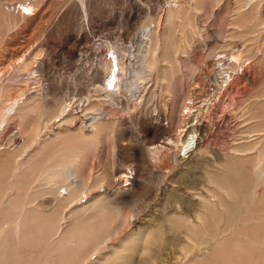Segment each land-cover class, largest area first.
I'll return each mask as SVG.
<instances>
[{
  "label": "rangeland",
  "instance_id": "rangeland-1",
  "mask_svg": "<svg viewBox=\"0 0 264 264\" xmlns=\"http://www.w3.org/2000/svg\"><path fill=\"white\" fill-rule=\"evenodd\" d=\"M48 11L50 18L46 16L28 28L21 23V26L8 29L2 21L4 18L0 20V32L8 31L10 38L19 37L32 63H44L40 77L34 71L25 74L13 71L0 79V96L5 101L0 105V144H3L2 148L4 146L0 151V191L3 189L0 197L6 191L3 194L5 198H0L1 201L5 200L4 205H0V264H140L139 261L151 258L154 264H189L192 259L185 262L183 258L187 253L195 254L191 255L194 257L196 254L212 255L218 251L228 253L224 258H218L221 264L224 259L231 260V264H263L264 248L257 247L251 240L252 234L249 233L248 237L247 231L211 237L208 236L210 225L194 221L199 225L201 237L208 239V245L194 248L192 239L196 238L193 236L189 239L187 234L185 237L184 230L177 232L185 227L177 228L168 221L179 215L174 216L172 210L166 214L161 212L162 215L159 212L151 213L154 226L133 223L139 226L136 232L126 213L117 219L108 211L102 220H99L101 217L94 220L88 218L89 211L84 213L86 216L81 214L80 218L66 215L67 202L57 205L53 200L56 193L47 195L52 184L49 179H44L42 173L57 165H72L77 179L81 184H86V192L82 195H95L94 191L101 185L107 186L109 171L113 179L120 176V169L126 173L136 171L138 175L144 174L149 178L157 177L154 167L142 168L138 165L144 146L150 148L158 145L164 150L159 155V165L163 171L167 169L165 173L171 172L167 177L181 181L184 187H194L195 193L212 190L213 194L210 195H218L221 202L215 208L216 217L222 219L218 227L232 225L228 219L239 199L232 192L217 190L216 184H211L209 179L211 175L225 178L228 171L246 179L254 170L264 172V0H51ZM25 12L28 15L32 13ZM170 13L171 19L168 18ZM148 28L151 31L148 30V35H145ZM76 44L83 53L86 52L82 62L69 58L68 49ZM114 51L125 54L124 72L128 76L126 87L121 89V94L118 93V104L112 97L106 96L105 90L102 93L94 92L98 84H93L97 79L96 72L100 70L101 83L110 90L118 89H115L116 82L109 73L110 68L104 64L112 57L116 65ZM0 55V59H3V55ZM233 55H238L239 60L231 61ZM152 58L155 64L148 67ZM220 62L225 63L222 65L224 71L239 70V75L226 90L220 87L221 75L216 69ZM49 69L53 73L44 75ZM141 69L146 71L144 77L139 76ZM136 86H144V90L138 92ZM21 88L27 93L39 94L38 99L32 102L31 107L8 115L4 104L17 99H22L21 104H26L25 97L19 96ZM69 98L75 101V105L85 101L82 112L85 119L95 116L94 113L99 112L97 109L103 108L102 111L108 114L106 118L116 120L102 125L94 135L91 131L95 129L94 126L81 127L80 122L69 132L62 131L58 135L48 131L45 133L42 120L54 115V107L60 101L65 99L69 103ZM188 104L194 107L191 111L204 107L201 108L203 114L199 122L194 117L189 120L190 124L197 125L204 123L203 119L210 122L206 129L212 135L210 143L201 152L186 158L189 164L185 167L176 168L166 162L164 165V159H170L185 140H179V137L188 117L185 114ZM193 113L197 115L198 112L195 110ZM180 114H185L182 119ZM160 127H166L168 133L162 134ZM17 129L22 130L25 142H13ZM166 139L171 143L166 144ZM206 147L208 150L205 151ZM26 150L29 152L25 154ZM28 153L32 154L31 158L27 156ZM21 155L27 163L19 168L18 163L23 159ZM166 165L170 168L164 169ZM15 167H18L16 171ZM2 170L7 173H1ZM149 178L140 188L141 199H148V202L155 185L149 186ZM248 186L255 188L257 205L264 195V182L255 185L253 181L244 183L243 180V190ZM36 189L40 190L32 198L31 192ZM169 193L172 203H184L185 213L179 217L193 221L197 213L203 212L202 207L196 208L193 202L190 203V196L184 194L182 200L178 193ZM20 201L22 205L18 204ZM211 203H215L214 198H211ZM157 208L162 209L161 206ZM252 215L245 226L253 227L251 231L256 233L258 220L254 218V213ZM72 219L82 224L83 232L86 229L98 230H91L92 235L84 232L88 236L81 233L65 242L59 237L52 240L55 225H71ZM157 226L161 228L160 236L154 232ZM258 233H263V229L257 232L260 235ZM225 238L229 239L221 248L215 251L211 249V242L217 243ZM86 258L88 260L85 261Z\"/></svg>",
  "mask_w": 264,
  "mask_h": 264
},
{
  "label": "bare ground",
  "instance_id": "bare-ground-1",
  "mask_svg": "<svg viewBox=\"0 0 264 264\" xmlns=\"http://www.w3.org/2000/svg\"><path fill=\"white\" fill-rule=\"evenodd\" d=\"M14 1H16V0H0V20L4 18L2 21L4 22L6 27L8 26V29H10L12 27L15 28V27L19 26L21 23H24L26 25V27L28 28L29 26H33L34 24L40 22L44 17L49 16L48 12H50V11H48V6H49V3L51 2V0H17V2H14ZM18 4L20 5V7H17ZM11 7H13V9ZM25 11H32V13L30 15H28ZM53 13H55V12H53ZM49 18H50V16H49ZM168 18L169 19L172 18V14L171 13L168 15ZM69 23H70V21H69ZM149 29L150 28H148L144 32L145 35H148L147 31ZM150 31L151 30H149V32ZM18 38L17 37H15V38L8 37V31L0 32V54L3 55L2 56L3 59H0V79L2 77L4 78L7 74H8L7 76H9V74L11 72H13V71H16L17 73L24 72V74L26 72L29 73V72H33L34 71V73H38L37 74L38 77H40V72L43 73V71H44L43 70L44 69V63H42L40 61H37V62L34 61L35 63H32L31 62L32 58L30 57V55L28 56L26 54V52L28 50L26 49V47H24L22 45V43L19 41ZM33 38H34V36H33ZM27 43H29V42H27ZM29 45H30V43H29ZM78 47H79V45L76 44L75 47H72V48L68 49L69 50V52H68L69 58H77L78 59L77 61L82 62L83 58L85 57V53L86 52L83 53L82 52L83 51L82 48H78ZM30 48H32V47H30ZM31 52H28V53L31 54ZM130 54L132 55L131 52H130ZM114 55L116 57V65H114V61L112 60V57H110L107 60H105L104 64H105V66H108L110 68L109 73L114 78V81L116 82L115 83V89L116 88H118V89L116 91L110 90L108 87H106V85L101 83L102 82L101 81V75L102 74H101L100 70H98L96 72L97 76L95 75V77H97V79L96 80L94 79L95 81H94L93 84L94 85L98 84L96 86V89H95L94 92L102 93L103 90H105L106 96L112 97L116 101V104H118V103H120V100L118 99L119 95L123 92V91H121V89L123 87H126V82H127L128 76H126V73L124 72V60H126L125 54L124 53H120L118 51L117 52L114 51ZM87 56H88V54H87ZM154 56H152V57L154 58ZM237 56L233 55L231 57V61L232 60L233 61L234 60L238 61L239 59H238ZM225 57H226V55H225ZM225 57H222V59L225 58ZM29 58H31V60H29ZM37 60H38V58H37ZM154 64H155V62H154V59H153L149 63L148 67H150V65L153 66ZM223 64H225V63H222V64H221V62L218 63V67L216 69L218 70V72H220V75H221V78H220L221 79V81H220L221 82V86L220 87L221 88H225V90H226L229 87L230 82L233 81L235 79V77L239 75V70L238 71L237 70H233V71H230V72L224 71V70H222L223 69L222 68ZM215 65H216V63H215ZM221 70L223 72H221ZM145 72L146 71L144 69H141L138 72L140 75L139 74L138 75L140 77H144ZM52 73H53L52 70L49 69V70H47V73L44 74V75H51ZM31 74L32 73H30V75ZM143 87L144 86H136V89L138 90V92H141V89L144 90ZM75 91H76V89H75ZM19 93H20L19 96L21 95V96L26 98V99L23 98L24 100H27L26 104H24V105L21 104L20 100H22V99H20V100L17 99L16 101H13L12 103L4 104V108H5V110L7 109L6 113L8 115H11L16 110L18 112V110L22 111V110H25L26 107H31L32 106L31 105L32 102H36L37 99H38V95H39V94L27 93V90H25L23 88H21L19 90ZM118 93H120V94L118 95ZM70 96H71V94H70ZM2 97L0 96V105L5 103V101L2 100ZM65 99L62 100V101L59 100L60 103L56 107H54V111H53L54 115H51V117L47 118V119L43 118L44 120L41 119L42 120L41 125L43 124L42 127L44 128V130H45L44 132L45 133L48 131L50 133H55L56 135H58L62 131L69 132V131L72 130V128H75L77 126V124L80 122L82 124L81 127L85 126L86 128H89V127L91 128L92 126H94L95 129L92 128V130H91L93 135H94L98 131H100V129L104 126V124H111V123H114L113 122L114 120H116V119H113V117L112 118L111 117H107L106 118V116H108V114H106L104 111H102L103 108L102 109L98 108L97 110H99V112L96 113V114L94 113L95 116L85 119L84 115L82 114L83 110H85V101H81L80 103H77V105H75V101L74 100H71L69 98L70 102L67 103V101ZM202 107H197V108L194 109V111H191V110H193L192 108H194V107L190 106L189 104L186 105L187 110L185 111V114L188 115V117L185 120L186 121L185 125L182 126V128H183V129H181V134L182 135L179 137V140H180V138L185 139V140L182 141V147L180 146V149H177V151H175L173 153V155H172V157L170 159H168V158H166V160L164 159V161H163L164 165L167 163V164L174 165L176 168H179L180 166H183V165L185 167V165L189 164L188 161L186 160V158L188 159L189 157H192L193 153L195 154V153H197L199 151L201 152V150H204L205 146H208L207 144L210 143L209 139L211 138L212 135L210 136V132H206V129H208V126H209L210 122L207 121V119L206 120L203 119L204 123H200V124L197 125V124H194V123L190 124L191 120H189V119L194 117V119H198V122H199L202 119V114H203L202 111H201ZM195 110L198 112L197 115L195 113H193V112H195ZM21 113H23V112H21ZM184 115L180 114V119H182L183 118L182 116H184ZM20 116L23 117L21 114H20ZM20 116H19V118H20ZM6 117H7V115H6ZM203 117H204V115H203ZM5 119H7V118H5ZM89 120L91 121L90 122L91 124L88 126V124H89L88 121ZM198 122H196V123H198ZM210 128H211V125H210ZM5 129H6V127H5ZM37 129L39 131V128H37ZM165 129H166V127L165 128L164 127H160L159 128V130L164 135L166 133H168L167 129L166 130ZM6 131H7V129H6ZM83 131H84V129H83ZM7 132H9V131H7ZM15 132H14L15 134H13V137H14L13 138V142L14 143H19L23 139H25V138H23L24 135L22 136V134H23V133H21L22 130L21 131L18 130V131H15ZM204 132H206L207 134H205ZM171 133H169L170 136H172ZM37 134H39V133H37ZM119 136L122 137V134H119ZM35 137L37 138L38 136H35ZM39 138H40V136H39ZM34 140L36 141V139H34ZM170 140H172V139H170ZM23 141L25 142V140H23ZM210 141H212V139ZM44 142H47V141H43L42 143H44ZM50 143H49V145H50ZM170 143L171 142H168V140H167L166 144H170ZM31 144H33V143H31ZM2 145L0 144V151H3L4 146L2 148L1 147ZM34 145H36V144H34ZM152 145H154V144H152ZM32 146L33 145H31L30 147L32 148ZM27 147H29V146H27ZM13 148H15V147H13ZM31 148H28V149H30V151H31ZM144 148H145V150H144ZM144 148L141 151V159L139 161L140 164L138 166L142 167V168L154 167V169H156V172H157L156 173L157 177L155 176V177L149 178L150 176H148V177L144 176L143 173H145V171L142 173L143 175H138L136 171H132L131 173L130 172L126 173V172H123L122 169H120L119 172H118V173H120V176L117 179H113L112 173L109 171L108 174H107L108 175V177H107V186L101 185L97 191H94L95 195H93V193H92L89 196H85L84 197L82 194H84L86 192V186H85L86 184H81V182L77 179V177L75 176V173L73 172L72 165H67V164L66 165H57L56 167H54L52 169H48V170L46 169L45 172L42 173L44 179H47V180L49 179L48 180L49 183L52 184V188H49L47 190L48 194L47 193L46 194L49 195V193L50 194L51 193L52 194L56 193V196L53 198V200L55 201V203L57 205L59 203L67 202L69 207L66 210V212H67L66 215H70L71 217L73 216L75 218L82 217L81 214L83 215L87 211L90 212L89 213V217L88 216L87 217L91 218L92 220H94V218H100V217L101 218L99 220H102V218H104L102 216H104V213L108 212V211L112 212L113 213L112 217L117 218V219H119L118 217H120L122 214L126 213V215H128L130 217V220H131L130 223L132 225V229L135 232L138 231V229H139L138 227L139 226H137V225H135L133 223L140 222L142 224L154 226L155 222L152 219L153 215L151 213H156L157 214L159 212V214H161V212L165 213V212H169V210H172L175 213V214H173L174 216H176V214H179V215H177V217H173V218L168 219V221L173 223V224H175L177 226V228L185 227V229H178V231H177V232H182V231H179V230H184L185 233H183V234H185V237H186V234H187L189 239H191V237H193V236L196 238V240L192 239L193 242H195L194 243V248H200L201 245H208V239H206L204 236L201 237V234L198 231L199 225L195 224L194 221H197L198 223L199 222L200 223L203 222L204 224L210 225V229H209L210 232H209L208 236L210 235L211 237L212 236L213 237L214 236H221L223 234H225L224 236H226V234L228 232L229 233L231 232V234L233 235V234H236L239 231H241V233H242V231H244V232L247 231L248 232V235H247L248 237L250 236V234H252L251 240H253L254 244L257 247L260 246V247L264 248V203H263L264 195H262L259 198V203L257 202V205H255V203H256L255 199L257 197V195L255 194V190H254L255 188L252 189V188H249V186H248V187H245L246 189L243 190V180H244V183L253 181V182H255V185L259 184V183L261 184L262 182H264V178H262L264 172L262 170H254L252 175H249L247 177L248 179L244 178L243 176L236 177L235 173L230 172V171H228L226 173L227 175L225 176V178L216 177L215 175H211L210 176V179H209L210 181L209 182L211 184L215 183L216 184L215 185L216 188H218L217 190H221V191H224V192H232V194L234 193L235 195H237V197L239 199V202L237 203V206L235 207L234 212L229 216V219H228L229 222H232L231 223L232 225H228L227 224L224 227H218V224L222 221L221 218L216 217V212H215L216 206L221 203L220 200H219V196L218 195H210V193L213 194L212 190H209L207 193L204 190H202V192L195 193L196 191H195L194 187H192V188L184 187V185H183V183L181 181H178V180L173 181L174 180L173 177H169L168 178L167 176H170L169 174L171 172L169 174L165 173V171L167 169L165 171H163L162 170L163 167L159 165V159H160L159 155L162 153V151H164V150H162L161 146H158V145L156 146L155 145V146H152L150 148H148L147 146L146 147L144 146ZM206 150H208V148L205 149V151ZM235 150H237V149H235ZM26 152H29V151L26 150L25 154H26ZM233 152H234V150H233ZM31 155H32L31 153H28L27 156H29L31 158L32 157ZM24 158L25 157H23V159ZM23 159H22L20 164L18 163V165H19L18 167L19 168H22V166L27 163V161H25V159L24 160ZM148 159H150V160H148ZM190 160H192V158ZM169 161H171V162H169ZM168 166L167 165H166V167L164 166V169L167 168ZM238 166H240V165H238ZM18 167L14 168L15 171H16V169ZM168 168H170V167H168ZM171 168H173V167L171 166ZM20 172L21 171H19V173ZM149 172L151 173V171H149ZM1 173L5 174V173H7V171L6 170H2ZM20 178H21V176H20ZM148 178L151 179L149 186L152 187L153 186L152 184H155L152 187L151 191H150L152 196H151L149 202H148V199H145V200L141 199V191H140L141 190L140 188H142L143 184H145L144 181H149ZM39 181H41V180H39ZM42 181H43V179H42ZM172 182L175 185H173ZM14 185H16V183H14ZM247 185H249V184H247ZM34 186H35V184H34ZM35 187H37V185ZM225 187L228 188V190H226ZM32 188H31V190H33ZM60 188L63 189L64 192H62V190ZM182 188L185 189V190H183L184 193L182 191ZM2 190L0 191V193H2ZM19 190H15V191L18 192ZM39 190L40 189H36L35 190L36 192L35 191L31 192L32 193L31 197L34 198V196L39 192ZM192 190H194V191H192ZM169 192L176 193V194L178 193L181 196L182 200H184V194H186L187 197L190 196V198L188 199L190 201V203L193 202V206H195L196 208L202 207L203 208V212H202V210H201V212L198 211L199 213H197L196 217L193 218V221H188V220H186L183 217H179L180 215L185 213V210H183L184 209V207H183L184 203L182 204V202H181L182 205H178V204L172 203L171 195H170ZM102 193H104V194H102ZM3 194L5 195L6 191ZM3 194L0 197L1 199L5 198V196ZM25 196H26L25 198H28L27 195H25ZM10 198H11V196H10ZM211 198H214L215 203H211ZM1 199H0V205H2L4 203V201H5V200L1 201ZM14 199H15V197H14ZM83 199H85V200H83ZM15 203L17 204V202H15ZM27 203H28V201H27ZM48 203H50V202H48ZM18 204L22 205V201H20ZM10 205H11V203H10ZM6 206H7V204H6ZM157 206H161L162 209L157 208ZM18 209H19V206H18ZM47 209H48V207H47ZM253 213L255 214L254 218H257V220H258V224H256L257 226L255 225V227H257L256 233H253L251 231V229L253 227L245 226L246 224H248V221L251 219V216H253L252 215ZM64 214H65V210H64ZM84 216H86V214H84ZM64 218H65V216H64ZM92 220H89V222L92 221ZM96 220H98V219H96ZM241 222H242V224H241ZM96 224H97V221H96ZM234 224H236L235 227H234ZM55 227H56L55 233L52 235L51 238L53 240L54 238L59 237V238H61L62 242L63 241L65 242V241L69 240L70 238H74V237L76 238V236L80 235L81 233L82 234L88 233V234L92 235V231L91 230H93V229H91V230L89 229L91 231L90 232V231H87V229H86V232L84 231L85 232L84 233L83 232V228H82L83 227L82 224L76 223V220L75 221L73 220V223H71V225L65 226L64 224H59L58 226L55 225ZM160 227H162V226H160ZM186 229H187V231H186ZM261 229H263V233H258L260 235H257V232H260ZM50 230H52V229H50ZM97 230L98 229L95 230V228H94L93 231L97 232ZM159 230H161V228L158 229V226H157V229L154 230V232L157 233L158 236H160L159 234H161ZM0 234H2V232ZM97 234H101V233L98 232ZM86 236H88V235H86ZM158 239L160 240V238H158ZM228 239L229 238H225L223 240H220L217 243L211 242V244H210V247H212L211 249H213L215 251L216 248H221L228 241ZM102 246H103V244H102ZM97 249H98V247H97ZM101 249L103 250V248H100V250ZM182 249H184V248H182ZM207 249H209V248H207ZM93 254H94V252H93ZM225 254H228L227 251H222V252L218 251L216 253H212V255L209 254V253H205V255L196 254V256L191 257V255H195V254L187 253L185 256H183V258H184L185 262L187 260H189V259H192V260H190L189 264H221V263H218L219 262L218 258H220V259L224 258L226 256ZM86 260H88V259L86 258L85 261ZM54 261H55V259L53 260V262ZM178 261H180V260H178ZM224 261H226V262H224ZM224 261L222 262L223 264H226L227 262L229 264L232 263L231 260L228 261L227 259H224ZM139 262H140V264H154L155 263L153 258L147 259V260L146 259L145 260H141ZM187 262H189V261H187ZM263 264H264V262H263Z\"/></svg>",
  "mask_w": 264,
  "mask_h": 264
}]
</instances>
